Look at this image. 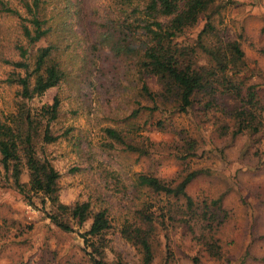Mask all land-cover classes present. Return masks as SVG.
Instances as JSON below:
<instances>
[{
	"label": "rangeland",
	"instance_id": "obj_1",
	"mask_svg": "<svg viewBox=\"0 0 264 264\" xmlns=\"http://www.w3.org/2000/svg\"><path fill=\"white\" fill-rule=\"evenodd\" d=\"M6 1L18 8L17 1ZM44 1L50 20L68 8L72 37L64 54L70 76L25 104L37 114L58 98V117L50 129L60 138L42 144V151L60 175L61 203L88 201L94 211H108L113 230L106 235L102 260L142 264L119 229L124 221L137 222L136 211L147 204L165 215L164 224L158 220L155 227L151 264H195V258L199 264H264V127L257 134L219 136L220 125H231L227 112L239 105L229 95L218 97L215 110L194 104L184 113L142 97L133 56L115 54L105 44L124 9L118 0ZM207 18L218 37L239 44L244 57L238 79L264 99V0H216L182 41L194 44ZM16 45L26 46L18 20L0 14V117L16 108L17 87L7 79L19 71L4 62L20 59ZM44 46L41 41L28 47L29 56ZM198 54L203 60L204 54ZM144 81L152 92L161 91L155 77ZM106 129L118 131L124 142L109 139ZM189 141L196 144L195 155L185 157ZM193 171L199 174L186 193L195 205L221 199L228 212L216 235L219 259L209 258L187 232L183 220L195 221L189 220L184 199L135 184L138 175H147L176 185ZM20 181L28 183L26 170ZM48 208L28 205L0 169V264H93L79 236L90 222L63 232L47 218Z\"/></svg>",
	"mask_w": 264,
	"mask_h": 264
},
{
	"label": "trees",
	"instance_id": "obj_2",
	"mask_svg": "<svg viewBox=\"0 0 264 264\" xmlns=\"http://www.w3.org/2000/svg\"><path fill=\"white\" fill-rule=\"evenodd\" d=\"M15 1L18 8H13L9 1L0 0V14L18 20L26 42V46L16 45L19 60L4 61L19 72L7 79L8 84L17 87V101L13 112L0 117V169L15 189L25 196L28 205L41 206L42 210L49 207L45 211L47 218L59 230L72 233L75 232L74 227L90 222L88 230L79 236L85 247L90 249L87 254L93 264H106L102 260L103 251L108 246L106 235L113 230L108 211H94L88 201L71 205L61 203L60 175L42 151V144L54 143L60 138L50 129V123L58 117V98L52 105L42 107L37 114L25 104V101L59 86L70 76L64 54L72 37L67 34L71 35L69 28L73 24L68 22V8L57 11L56 17L50 20L47 17L48 4L44 0ZM118 1L124 9L120 10V18L110 28L105 44L115 54L133 56L142 97L160 101L162 105H172L184 113L194 104L215 110L219 107L218 97L229 95L238 100L239 105L227 112L231 125H220L217 130L219 136L261 131L264 127V99L257 95L253 86L245 87L238 79L244 57L239 44L218 37L208 18L194 44L182 41L186 31L198 23L216 0ZM19 7L24 10L23 14ZM211 38V43L207 44ZM41 41L45 46L37 48L30 57L28 47H34ZM198 53L204 54L203 60ZM145 76L157 79L161 86L159 93L147 87ZM105 133L115 142H124L122 134L116 130L106 129ZM184 148L185 157L195 155L194 141L187 142ZM24 170L28 172L27 184L20 181ZM198 174V171L190 172L176 185L138 175L135 184L155 194L184 199L189 220L195 221L191 225L190 221L183 220L187 232L204 247L209 258L219 259L222 247L216 235L228 212L223 209L221 199L195 205L187 195V187ZM151 208L147 204L142 206L136 211L137 222L124 221L119 229L121 237L141 256L142 264L152 263L155 227L158 220L164 224L165 215H157ZM198 223L201 233L195 236L194 227ZM194 263L199 264L198 259L195 258Z\"/></svg>",
	"mask_w": 264,
	"mask_h": 264
}]
</instances>
